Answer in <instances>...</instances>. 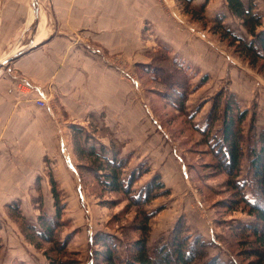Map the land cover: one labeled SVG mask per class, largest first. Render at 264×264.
<instances>
[{"label":"crops","instance_id":"obj_1","mask_svg":"<svg viewBox=\"0 0 264 264\" xmlns=\"http://www.w3.org/2000/svg\"><path fill=\"white\" fill-rule=\"evenodd\" d=\"M32 2H36L32 8L26 6L25 0L0 2V264H21L17 256L22 241L19 228L6 212L8 206L26 199L30 201L31 196L28 195L34 184H50L49 177L37 171L38 121L34 112L44 113L45 135H53V121L62 118L68 125L64 129L71 128L68 131L73 134L81 130L82 140L88 136L86 148L92 145L98 152L103 147L109 154L114 142L118 146L119 157L128 159L123 172L129 167L130 172L142 164L151 169L154 168L149 160L152 152H158L162 141L171 140V137L155 116L152 103L134 74L136 66L148 63L147 52L164 47L172 59L183 63L190 76L195 72L203 73L198 74L200 82L196 92L200 94L204 86L223 87V82L226 83L229 77V61L232 60L203 29L184 17L187 15L178 8L175 0ZM253 3L255 11L260 5L264 6V0L262 4L257 0ZM202 5L204 22L221 19L225 23L234 19L227 9L226 0H191L192 8ZM30 9L33 17L28 21ZM260 18L264 20V17ZM33 20L35 29L31 33ZM42 20L41 32L39 24ZM214 48L217 49L215 52ZM235 69L242 73L243 86L231 89V93L240 100L245 96L247 102V91L251 93L255 89L253 78L245 70ZM201 80L205 82L200 84ZM197 85L193 87L197 89ZM256 85L262 86L260 83ZM256 91L260 100H264L263 86L256 87ZM209 98L199 100L198 103L204 102V105L198 113L197 107L188 113L194 115L193 121L200 118L199 128L204 126V117L210 107ZM37 99H43L45 106H36ZM187 108L189 110V106ZM218 127L216 124V129ZM57 130L62 135L59 127ZM159 136L160 142L156 138ZM153 138L157 141L156 146L144 151L138 148L143 142L149 146V140ZM64 148L65 144H61L62 152L67 156L66 167L77 176V168L68 155V149ZM176 156L188 173L182 155ZM48 159L44 154L40 164ZM242 167H247L246 161L242 162ZM149 173L150 170L135 184ZM155 174L160 176L164 188L170 193V187L165 185L158 171H152L149 179ZM169 193L153 200L148 212L156 209L152 208L155 203L169 198ZM157 208L160 210L152 218L165 210ZM18 209L25 218L20 203ZM180 217L189 232L200 236L206 243L198 225L192 227L185 212L173 220L168 232ZM215 221L212 220V226L210 221L208 223L212 242L220 233ZM159 241H153L150 228L149 248L157 246ZM90 263L88 260L84 264Z\"/></svg>","mask_w":264,"mask_h":264},{"label":"rangeland","instance_id":"obj_2","mask_svg":"<svg viewBox=\"0 0 264 264\" xmlns=\"http://www.w3.org/2000/svg\"><path fill=\"white\" fill-rule=\"evenodd\" d=\"M4 1L8 0H0V2ZM243 1L245 2V0ZM257 1L261 4L263 3V0ZM175 2L178 4V8L182 9V4L177 0H175ZM25 3L26 6L29 5V7L32 8V4L36 2L25 0ZM256 10L258 11L254 9V12L257 15L264 17L263 5H260ZM184 17L190 21V23H194L197 28L203 29L210 37V40L225 50L227 52L226 54L235 61V64H233L232 60L229 61V77L226 83L223 82V87L220 89L214 85H211V87L204 86L202 92L198 94L196 92L200 82V79H198L200 76H198V74L202 72L191 74L190 87L192 91H190L185 103L186 112L190 114L192 112L191 110L196 107L201 109L204 102L198 103L199 100L202 97L210 96V107L211 101L215 98L218 101L216 113L221 117L226 99H228L229 96L234 98L239 104V110L247 112V117L241 124L242 132L245 135L244 147L246 148L247 143L251 142L254 136L255 140H257L259 135H264V100H260L259 93L256 91V87L259 88L263 86L264 88V73L259 71L257 67L250 66L247 61L234 51L235 49L233 47L228 46L226 41L220 40L218 34H212L209 31L210 24H206L203 21V23L199 21L192 22L189 16ZM26 19H29L28 13ZM234 19L231 21L228 20L225 23L224 20H222L224 28L228 29L235 36L249 41V36L245 34L240 25V21L236 18ZM261 21L263 22L264 20ZM34 29L35 24L33 20L30 26L31 33L34 32ZM27 32H29V30H27ZM31 33L29 35H31ZM25 40L26 38L23 39V43ZM13 50L15 49L13 48ZM216 50V48L213 49L214 52ZM148 53L150 52L146 53V57L150 61L147 55ZM217 54L221 56V53L218 51ZM138 65L134 69V74L142 83L143 91L147 98H149L150 103H152L155 116L159 118L166 132L170 135L169 137H171V140L165 139L164 142L162 141V145H159L160 149L158 152H152V156L149 160L152 162L154 168H149L150 173L133 186L135 192L139 191L151 176V172L158 171L162 175L165 185L170 187L169 195L171 196L166 198V200L155 203L154 207H152L153 209L157 207H163V210L165 209L149 222L153 241L157 242L160 239V241L164 240L169 235L168 229L173 220L179 214L182 215L185 212L190 221L189 224L192 227L193 225H198V230H201L203 238L206 240L207 245L205 253L208 257H218L224 264H264V257H256L251 253L255 247L253 245L250 246V238L244 240V236L246 235L235 236L229 231L230 227H233L237 223H253L254 217L242 211L241 208L230 213L226 208H223L224 204L222 203L230 202L233 197V194L223 185L227 179L226 174L224 172L218 173L214 169L215 159L207 153L206 147L201 145L199 134L192 131L189 122L186 121L180 112L168 106V104L158 96L156 91L160 89V86L148 80V77L140 72ZM235 68L239 71L245 70L249 76L253 78L255 89L251 91V93L247 91L249 94L246 95L248 97L247 102H245V96L240 100L231 93V89L236 90L243 86V80L241 78L242 73H239ZM233 69H235V71H233ZM204 82V80H201L200 84ZM257 83L262 84V86L256 85ZM194 85L198 86L197 89L193 87ZM241 90L245 92V88ZM253 95L255 96L253 97ZM188 106L189 110L187 108ZM210 107L208 108V112ZM27 112L33 114L32 110H28ZM34 115L37 116L36 118L38 121L36 151L37 171L38 174L43 172L42 175L49 178L52 177L55 180L60 201L64 206L61 213V223L63 225L56 230L55 236L60 242L63 241L67 235L70 238L65 247L66 253L59 254L58 252H54L52 245L45 241H40L39 244L41 248L35 249L30 243L36 242V239L33 238L34 241L29 239L31 242L28 244L24 237L25 235L20 230L18 219L11 217L9 211L6 210L11 221L19 228V238L22 244L20 243L21 249L18 251L17 258L20 260L21 264H49V261L45 258L43 253L45 250H47L48 257L51 259H58L61 257L60 262L71 261L74 264H84L88 260L91 261L93 250L100 249L98 246H91L90 240H88V236L91 237L98 231H105L119 238L123 237L124 240L126 239L127 241L135 238L138 233L131 230V224L138 216L136 206L130 205L122 194L110 193L103 190L97 180L86 172L84 167L81 166V161L77 159L75 154V145L72 138L73 132L71 133L68 131L71 128L67 127V130L64 129V127L68 125L64 123L62 118L61 120L57 118V121H53L55 124H53V135H45L44 113L36 111ZM199 119L200 118H196V121H193L197 127L201 123ZM71 123L74 124L73 122ZM203 123L205 125V121H203ZM216 124L220 126V121L218 120V122L215 123L214 129H216ZM57 127L61 129L62 135L58 133ZM87 127H89V125ZM156 138L157 141L160 142V136ZM157 141L155 138L149 140V146H147L145 142L139 143L138 148L146 150L152 145L156 146ZM61 144H65L64 149H68V155L77 168V176L72 170L66 167L65 163L67 156L64 155L66 153L62 152ZM44 154L47 155L49 159L45 160L44 163L42 162L43 164L41 165L40 161L41 158L44 157ZM179 154L184 158L185 165L190 167L188 173H185L184 167L181 166V162L176 156H179ZM243 159L242 162H247L248 160L246 155ZM242 162L240 173L236 180L243 185V195H245L249 201H253L256 197V190L252 183V173L248 168V163L247 167L243 168ZM51 164L52 167H50ZM130 169L129 167V169L123 172L122 178L125 179L128 176L127 174ZM205 177L208 178L204 180ZM31 189L30 195H28V197L31 196V200L29 201L26 199L19 203L27 225L37 227L34 217L35 214H37V218L39 209L43 210L47 215L49 214L52 216L54 214L52 195L50 192V184L45 185L38 182L34 184ZM19 203L17 202L18 205ZM14 204L16 203L14 202L13 205ZM147 209L151 210V206ZM212 220L220 222L219 225H217L215 221L216 227L219 226L218 231L220 230V233H217L214 242L210 241L212 239V233L209 227L213 225ZM209 221L211 223L209 224L210 226L208 225ZM116 244L118 254L123 257L124 248L122 242L116 240ZM48 249L51 251L49 252ZM90 264H92V262Z\"/></svg>","mask_w":264,"mask_h":264},{"label":"trees","instance_id":"obj_3","mask_svg":"<svg viewBox=\"0 0 264 264\" xmlns=\"http://www.w3.org/2000/svg\"><path fill=\"white\" fill-rule=\"evenodd\" d=\"M177 1L182 4V11L189 16L190 20L204 22V5L192 8L191 0ZM226 4L229 13L240 21L245 34L249 36V41L235 36L224 28L221 19L210 23L205 20L204 23L210 24L209 31L212 34H218L220 40L226 41L228 46L233 47L234 51L250 66L257 67L264 73V25L260 16L254 12L253 0H245V2L243 0H226ZM147 55L150 61L147 64L138 65L140 72L148 77V80L160 86L161 90L156 91L158 96L168 106L180 112L189 122L192 131L199 134L201 145L205 146L207 153L215 159L214 169L218 173L224 172L227 176L223 185L233 194V197L230 202L222 203L224 204L223 208H226L229 213L241 208L242 211L254 217L253 223H237L230 227V233L235 236L246 235L244 240L250 238V246L255 247L251 253L256 257H264V135H259L257 140H255V136H251L253 137L251 142L247 143L246 148L244 147L245 135L242 132L241 124L247 117V112L239 110V104L230 96L223 105L221 117L216 113L218 101L213 98L210 110L205 117V125L203 128H198L193 123L194 115H188L186 112L185 103L192 91L191 76L186 67L181 61L172 59L164 47H159ZM199 109L197 107L196 112ZM218 120L220 126L214 129ZM72 138L76 157L81 161V166L86 172L97 180L103 190L122 194L130 205L136 206L138 214L131 224V230L138 234L130 241L105 231H98L90 237L91 246L95 245L100 248L92 251V264H224L218 257L207 256L205 253L207 244L200 236L189 232L182 217L176 220L167 238L150 249L148 246L149 222L160 208H156L152 212H148L147 208L153 200L166 197L169 193L164 188L160 176L153 175L139 191L135 192L134 184L149 170L145 164L131 170L126 179H123L122 174L127 167L128 159L119 157V149L114 142H112V151L108 154L103 147L98 152L92 145L86 148L85 143H87L88 136L85 135L82 140L81 130L74 132ZM109 155H111L110 158ZM245 155L256 190V197L253 201H249L243 195V185L236 180ZM186 168L188 171L190 170L187 165ZM207 178L205 177L204 180ZM49 183L54 214L47 215L39 209L36 218L37 227L27 225L18 205L8 206V210L11 217L18 219L20 230L25 235L26 241L30 243L33 238L36 239V242L30 243L35 249H40L39 242L45 241L52 245L54 252L66 253L65 247L70 237L67 235L60 242L55 236L56 230L63 225L61 213L64 206L60 201L59 191L52 177L49 178ZM216 223L219 225L220 222L216 220ZM116 240L123 244V257L118 254ZM48 251L51 250L48 249ZM43 253L49 264H74L71 261L60 262L61 257L58 259L49 258L47 250Z\"/></svg>","mask_w":264,"mask_h":264},{"label":"built area","instance_id":"obj_4","mask_svg":"<svg viewBox=\"0 0 264 264\" xmlns=\"http://www.w3.org/2000/svg\"><path fill=\"white\" fill-rule=\"evenodd\" d=\"M35 104L38 107H44L45 106V101L43 99H37V100H35Z\"/></svg>","mask_w":264,"mask_h":264},{"label":"bare ground","instance_id":"obj_5","mask_svg":"<svg viewBox=\"0 0 264 264\" xmlns=\"http://www.w3.org/2000/svg\"><path fill=\"white\" fill-rule=\"evenodd\" d=\"M33 17V15H32V11H31V9H30V15H29V19H28V21H31V18ZM43 28V20L40 22V24H39V29H40V31L42 32V29ZM39 39V38H38Z\"/></svg>","mask_w":264,"mask_h":264}]
</instances>
